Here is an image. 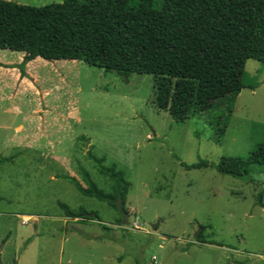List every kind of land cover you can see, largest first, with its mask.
I'll return each mask as SVG.
<instances>
[{
  "label": "rangeland",
  "instance_id": "374dc122",
  "mask_svg": "<svg viewBox=\"0 0 264 264\" xmlns=\"http://www.w3.org/2000/svg\"><path fill=\"white\" fill-rule=\"evenodd\" d=\"M23 54L0 48V123L12 125L0 154L32 144L0 166V264H264V165L243 176L216 167L264 142L263 62L247 60L250 86L219 143L225 108L179 120L155 105L152 74L37 57L20 77ZM205 160L210 166L183 164ZM67 207L99 217L73 221ZM23 214L33 215L27 224ZM200 227L222 245L198 241Z\"/></svg>",
  "mask_w": 264,
  "mask_h": 264
},
{
  "label": "trees",
  "instance_id": "16d2710c",
  "mask_svg": "<svg viewBox=\"0 0 264 264\" xmlns=\"http://www.w3.org/2000/svg\"><path fill=\"white\" fill-rule=\"evenodd\" d=\"M0 48L24 53L22 75L37 57L82 60L125 76L152 74L155 105L179 120L225 108L216 118L220 143L233 102L250 86L243 81L247 60L264 63V0H63L45 6L0 0ZM255 163L264 165V142L248 157L223 156L216 167L243 176ZM183 164L210 166L206 160ZM197 239L220 244L201 232Z\"/></svg>",
  "mask_w": 264,
  "mask_h": 264
},
{
  "label": "crops",
  "instance_id": "0c3cea01",
  "mask_svg": "<svg viewBox=\"0 0 264 264\" xmlns=\"http://www.w3.org/2000/svg\"><path fill=\"white\" fill-rule=\"evenodd\" d=\"M23 56H24V54H23ZM23 56H22V59H23ZM32 61H30V62H28V64H27V66H26V74H28V70H27V67L29 66V64L31 63ZM17 76H19L20 75V77L22 76V77H25V75H22L21 73L19 74V73H17L16 74ZM11 126L12 125H10V124H2V123H0V134H5L6 135V132L7 131H9L10 130V128H11ZM15 134H21L22 133V131H23V129H24V125H22V124H20V125H17L16 127H15ZM228 130V129H227ZM226 133H227V131H226ZM10 136V135H9ZM30 143V142H29ZM31 146H32V144H31ZM31 146H30V144H24V147L23 148H21V149H25V150H23V151H25V152H27V150H29L30 148H31ZM17 148H19V146L17 147ZM17 152H14L13 154H10V155H4V154H0L1 156H0V166H4L5 164H14L15 163V160H16V157H18L17 155L20 153V152H23V151H21L20 150V148L18 149V150H16ZM28 155V154H27ZM27 155H25L26 157H27ZM45 156L46 157H49L50 155H49V153H46L45 154ZM80 171V170H79ZM79 171H77V170H75V172L77 173V174H79ZM90 173V172H89ZM1 180V179H0ZM98 185V184H97ZM99 186V185H98ZM96 190H100L99 188H95ZM81 191V190H80ZM82 192V191H81ZM85 195H87V196H91L92 194H94V193H89V192H86V193H84ZM108 195H110L111 197H112V199H114V197H113V194L112 193H108ZM96 197H98V198H101V197H99V195H95ZM3 198H5V197H3L2 195H0V201L1 200H3ZM9 201H11V202H13V199H12V197L11 196H8V197H6ZM101 199H104V198H101ZM112 199L111 200H108V199H104V200H108L109 201V203L111 204V201H112ZM116 207H117V203H116ZM81 209H72L71 207H67V211L69 212V215L71 216V218H73V221H78L79 219H81L82 217H80V215H82L83 213H89L88 215H90L91 216V214L92 213H95L96 215H95V217H99V214H98V212H96V211H88L87 210V208H85V207H80ZM83 208V209H82ZM88 211V212H87ZM71 213H73L75 216H73V215H71ZM23 217L25 216V217H33V215L32 214H23L22 215ZM91 217H93V216H91ZM69 218V217H68ZM208 244H216V243H208ZM220 245V244H219ZM222 245V244H221ZM19 264V263H18ZM261 264H263V263H261Z\"/></svg>",
  "mask_w": 264,
  "mask_h": 264
},
{
  "label": "built area",
  "instance_id": "2783aa9c",
  "mask_svg": "<svg viewBox=\"0 0 264 264\" xmlns=\"http://www.w3.org/2000/svg\"><path fill=\"white\" fill-rule=\"evenodd\" d=\"M30 220V217H22V223L23 224H27ZM134 226L137 227V228H141V223L137 221H134Z\"/></svg>",
  "mask_w": 264,
  "mask_h": 264
},
{
  "label": "water",
  "instance_id": "95a60500",
  "mask_svg": "<svg viewBox=\"0 0 264 264\" xmlns=\"http://www.w3.org/2000/svg\"><path fill=\"white\" fill-rule=\"evenodd\" d=\"M117 205H119V207H122V203H123V200L120 198L117 202ZM89 214V213H87ZM95 213H92L91 216L95 217ZM157 228V225H153V229H156ZM201 231V227L199 229V231L196 233V236L199 234V232Z\"/></svg>",
  "mask_w": 264,
  "mask_h": 264
}]
</instances>
